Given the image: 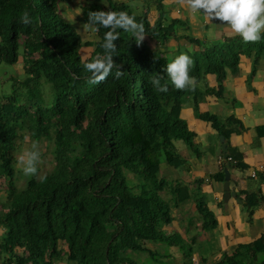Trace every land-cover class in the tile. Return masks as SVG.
I'll list each match as a JSON object with an SVG mask.
<instances>
[{"label": "trees", "instance_id": "16d2710c", "mask_svg": "<svg viewBox=\"0 0 264 264\" xmlns=\"http://www.w3.org/2000/svg\"><path fill=\"white\" fill-rule=\"evenodd\" d=\"M64 1L0 0V62H20L24 74L0 100V181L7 197L6 210L0 211V264H152L156 256L148 243H177L176 235L163 231L172 221V205L162 193L175 196L176 204L190 197L185 185L160 176L161 160L173 168L183 162L176 141L197 152L194 133L180 117L186 100L192 97L197 116L226 140L235 121L200 114L197 87L171 84L166 66L180 52L169 55L160 48L178 38L182 23H165L164 0H154L153 21L147 5L135 13L124 1L86 0L80 17L92 28V41H83L62 13ZM97 10L127 11L143 23L145 37L157 46L119 28L117 64L106 77L93 75L86 65L104 51L100 45L108 31L89 22ZM25 12L30 23L22 21ZM185 40L195 49L188 52L194 58L191 73L197 82L215 75L217 88L205 90L215 96L227 72H236L241 55L264 57V38ZM83 47H91L89 56L81 55ZM154 73L168 80L166 92L153 86ZM44 84L50 85L47 95ZM26 133L31 143L46 142L53 168L38 178L31 174L19 190L17 153ZM223 176L220 171L215 177ZM197 210L202 228H211L215 221L206 206L199 202ZM141 253L149 258L136 260ZM185 254L189 257L191 250ZM257 254L264 256V237L239 246L221 262L245 259L256 264Z\"/></svg>", "mask_w": 264, "mask_h": 264}, {"label": "crops", "instance_id": "0c3cea01", "mask_svg": "<svg viewBox=\"0 0 264 264\" xmlns=\"http://www.w3.org/2000/svg\"><path fill=\"white\" fill-rule=\"evenodd\" d=\"M164 2L168 9L165 23L172 20L182 23L177 31L178 38L169 40L160 48L169 55L195 50L185 37L199 42L217 43L224 38L240 35L220 18L213 17L210 22H206L202 13L204 10L192 11L187 0ZM145 4L149 6V18L153 21L157 16L154 0H145ZM60 7L68 13V9L74 6L64 1ZM80 16L81 10L77 15L71 12L66 17L73 21ZM79 28L83 33L87 32L84 27ZM147 41L149 39L144 36L142 42L148 44ZM18 64L22 67L20 62L15 65ZM196 87L201 96L198 99L200 114L208 113L221 120L230 117L235 121V130L225 139L227 156L235 161L230 169L229 182V189L235 196L227 200L224 198V172L222 180L215 177L226 164L221 160L220 134L210 122L195 114L189 104L190 97L180 117L194 133L193 142L197 152L190 150L182 141H176L175 147L183 162L178 168L165 167L163 172L167 171V178L161 173V177L172 184L185 185L190 197L176 204L173 199L175 196L164 192L171 200L172 221L163 227V231L168 236L176 235L177 243H148L156 256L152 264H250L245 259L237 263L221 260L225 256L232 257L239 246L250 245L264 237V175L261 173L264 169V57L257 60L254 52L241 55L236 72H227L219 96L205 92L208 88H217L215 75H205L196 83ZM252 172H256V175L252 176ZM199 202L206 206L215 221L211 228H202V217L197 210ZM185 249L191 250L189 257ZM148 258L149 255H144L141 260L146 261ZM254 263L264 264V256L257 254Z\"/></svg>", "mask_w": 264, "mask_h": 264}, {"label": "clouds", "instance_id": "9594fccd", "mask_svg": "<svg viewBox=\"0 0 264 264\" xmlns=\"http://www.w3.org/2000/svg\"><path fill=\"white\" fill-rule=\"evenodd\" d=\"M187 2L192 11L204 10L202 13L206 22H210L213 17L227 21V26L240 34L245 41H258L264 38V0H187ZM30 20V14L25 12L22 21L30 23ZM89 22L108 28L100 45L104 51L86 65L93 75L106 77L117 64L114 60L118 49L116 41L120 36L117 29L131 31L135 36L140 37V41L145 36L143 23L137 21L127 11H93ZM193 64L194 58L188 52H180L176 55L166 66L167 77L170 78L171 84L177 89L194 88L197 77L191 73ZM119 74L120 71L117 70V75ZM151 82L161 92L168 90L169 82L160 73H154ZM38 158V151L26 150V153L19 158L23 171L27 174L36 173Z\"/></svg>", "mask_w": 264, "mask_h": 264}, {"label": "rangeland", "instance_id": "374dc122", "mask_svg": "<svg viewBox=\"0 0 264 264\" xmlns=\"http://www.w3.org/2000/svg\"><path fill=\"white\" fill-rule=\"evenodd\" d=\"M65 1L67 3L71 2L72 6H74L70 10L68 9V13L65 9L62 8L61 11L65 16H67V15L69 16L71 12H73V15H75V14L77 15V13L85 6V1H80V0L75 1V2H73L72 0H65ZM113 1H115V0H113ZM116 1H119V0H116ZM123 1L126 2L127 4H129V7L135 13H140L142 11V9L144 8V6L146 5L145 0H123ZM101 3L106 4V0H102ZM77 19L78 20H73V21H71L70 19L69 20L71 21L72 25L76 28V30L79 32L83 41H86V40L88 41V39L93 40L94 39L93 34L92 35L87 34L88 32H93L92 28L86 27L82 23L81 17H78ZM79 27H84L87 32L83 33V31ZM147 43L152 48L157 46L156 42L152 41V40L147 41ZM89 53H90L89 47H83V49L81 50V55L83 57L87 56ZM19 54L22 55V47L19 48ZM21 71L22 70H21L20 64L8 65L6 63L0 62V100H1V95L11 93L12 88H13L12 85H13V82L15 81V79L20 80L24 77V74ZM49 87H50L49 84H44V90H45L46 95L50 93ZM200 97L201 96L199 95L198 99H200ZM189 101H190L189 104L191 105V107L194 109V112H195L196 109L194 108V102L192 100V97L189 99ZM186 102H187V100H186ZM197 111L199 112V106L197 107ZM195 114H196V112H195ZM26 150H36L39 152V158L37 160V172L34 173V175L37 178L43 176L44 174H46L48 171H50L53 168V163L51 160L52 156L49 152V149L46 147V142L41 140V141H38L36 143H31L30 138L26 133L25 141H23V143H22V148L17 153L18 154L17 155L18 163L16 164V167L20 171L16 172L17 178L15 181V187L19 190L22 189V187L24 188L29 176L31 177V174H27L23 171V166H22L20 159H19L21 155L26 153ZM165 167H168V165L166 164L165 161L161 160L160 176H161V173L163 172V170L165 169ZM162 175H165V177L167 178L168 177L167 171H164L162 173ZM162 194H164V193H162ZM164 195L166 197V194H164ZM6 198H7L6 197V187L4 186L3 182L0 181V211H1V209L6 210V208H4V207H7V204L5 203ZM144 255L145 254H142V253L135 255V259L139 260ZM57 264H65V262L59 261Z\"/></svg>", "mask_w": 264, "mask_h": 264}, {"label": "water", "instance_id": "95a60500", "mask_svg": "<svg viewBox=\"0 0 264 264\" xmlns=\"http://www.w3.org/2000/svg\"><path fill=\"white\" fill-rule=\"evenodd\" d=\"M220 143H221V149H222V157L223 160L226 161L227 159V146L225 143V138L223 135H220L219 137ZM232 164L230 162H226L223 172L225 174L224 177V183H223V190H224V198L227 200L230 196H235L234 192H231L229 189V182H230V169H231Z\"/></svg>", "mask_w": 264, "mask_h": 264}, {"label": "built area", "instance_id": "2783aa9c", "mask_svg": "<svg viewBox=\"0 0 264 264\" xmlns=\"http://www.w3.org/2000/svg\"><path fill=\"white\" fill-rule=\"evenodd\" d=\"M221 160H223V158L221 157ZM224 161V160H223ZM224 162H230V163H235L234 160H232L230 157H227L226 161ZM261 173L264 175V169L261 170ZM256 175V172H252V176H255Z\"/></svg>", "mask_w": 264, "mask_h": 264}]
</instances>
